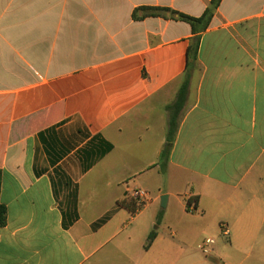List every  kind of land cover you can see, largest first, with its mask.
Here are the masks:
<instances>
[{"label": "crops", "instance_id": "1", "mask_svg": "<svg viewBox=\"0 0 264 264\" xmlns=\"http://www.w3.org/2000/svg\"><path fill=\"white\" fill-rule=\"evenodd\" d=\"M210 1L0 0V264H264V0Z\"/></svg>", "mask_w": 264, "mask_h": 264}, {"label": "trees", "instance_id": "2", "mask_svg": "<svg viewBox=\"0 0 264 264\" xmlns=\"http://www.w3.org/2000/svg\"><path fill=\"white\" fill-rule=\"evenodd\" d=\"M220 2H221V0H211L210 6L204 11V13L199 18L188 17L186 15H183V14H180L177 12H173L169 9H162V11L169 13L171 18L174 20L187 23L191 27L192 34L194 36H196L195 41H197V35L204 32L207 29L208 24L211 20L213 11L218 7ZM190 52H191V46H190V48H188V51H187V59L190 58V56H189ZM186 88H187V86L185 84L179 90L176 101L171 108V116H170V119L168 122L166 145L162 151V157H161L162 162H165L167 160V157H168V154L170 151L171 143H172L174 133L176 130V120H177L178 115H179V113L183 107V104H184ZM130 201L132 203L127 205V208L133 214L136 212L137 206H136L135 202H133L131 199H130ZM190 204H191V200H187V202H186L187 208H189ZM5 224H6V210H5L4 206H2L0 204V228L4 227ZM153 238H154V233H151L148 236V245H150ZM147 246H146V248H147Z\"/></svg>", "mask_w": 264, "mask_h": 264}, {"label": "built area", "instance_id": "3", "mask_svg": "<svg viewBox=\"0 0 264 264\" xmlns=\"http://www.w3.org/2000/svg\"><path fill=\"white\" fill-rule=\"evenodd\" d=\"M129 198L135 202L136 206H137V210L136 212L140 211L141 206L145 205L146 202L148 201V194L140 189H132L130 191V195ZM212 244L211 240H206L200 247V249L203 252H206L205 247L206 245Z\"/></svg>", "mask_w": 264, "mask_h": 264}, {"label": "rangeland", "instance_id": "4", "mask_svg": "<svg viewBox=\"0 0 264 264\" xmlns=\"http://www.w3.org/2000/svg\"><path fill=\"white\" fill-rule=\"evenodd\" d=\"M146 205V204H145ZM145 205H143V206H141V209L145 206ZM140 209V210H141ZM216 241H217V245L214 247V253H213V256H217L216 254H219V255H221V252L224 250V249H227V251H228V249H229V247H228V244H226V242H225V239L220 235V236H218V237H216ZM223 246V247H222ZM199 252L198 253H200V255H202L203 254V251L202 250H198ZM202 253V254H201ZM229 254H230V252H229ZM203 257H204V255H202ZM230 256L232 257V254H230ZM234 256V255H233ZM216 258H220L221 259V257L220 256H218V257H216Z\"/></svg>", "mask_w": 264, "mask_h": 264}, {"label": "water", "instance_id": "5", "mask_svg": "<svg viewBox=\"0 0 264 264\" xmlns=\"http://www.w3.org/2000/svg\"><path fill=\"white\" fill-rule=\"evenodd\" d=\"M166 201H167V197L166 196H162L160 198V206H161V208L164 209L166 207Z\"/></svg>", "mask_w": 264, "mask_h": 264}]
</instances>
